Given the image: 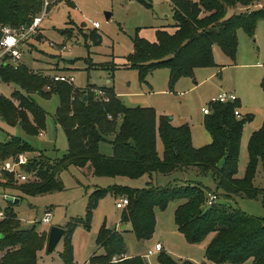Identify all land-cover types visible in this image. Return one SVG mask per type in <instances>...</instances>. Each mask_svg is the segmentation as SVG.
Listing matches in <instances>:
<instances>
[{
  "label": "trees",
  "instance_id": "trees-1",
  "mask_svg": "<svg viewBox=\"0 0 264 264\" xmlns=\"http://www.w3.org/2000/svg\"><path fill=\"white\" fill-rule=\"evenodd\" d=\"M263 1L173 0L175 30L158 29L154 42L136 35L127 65L137 68L143 77L152 69L166 67L170 70L173 88L180 78L194 77L196 68L215 65V45L234 59L238 30L244 28L250 36L254 35L258 22L264 20V6H256ZM42 7L43 0H0V24H31ZM91 35L96 42H101L100 34L92 32ZM0 79L18 85L23 91V94L15 93L18 103L0 94V117L11 125L22 121V127L30 134L41 133L46 120L45 110L33 95L50 98L57 94L59 106L55 119L63 127L69 144L68 152L60 160L50 161L42 154L31 158L25 169L32 171L36 180L21 184L8 182L5 188L12 187L28 195L62 190L63 183L58 176L73 165L89 166L98 176L134 179L145 174L187 173V169H194L198 174L212 173L217 188L226 198L240 194L251 199L264 197V187L254 183L260 165L264 167V122L249 140L246 171L243 177H238L245 125V120L235 114V109L241 105L239 101L212 105L204 122L212 141L195 147L188 123L174 125L172 117L158 116L152 107L129 108L113 87L97 89L88 85L79 90L73 84L52 82L43 73L33 72L27 64L17 69L1 68ZM261 84L264 89V76ZM47 85H50L49 90L45 89ZM108 135H114L111 156L99 150L100 142ZM158 139L163 144L162 154L158 150ZM32 151L34 149L18 137L0 142L2 159ZM207 192L208 188L198 181L143 188L96 186L89 196L87 216L72 218L64 226L62 259L65 264H73L74 229L79 225L88 228L100 199L111 193L129 199V204L123 208L121 223L130 224L138 240H147L153 235L156 209L165 210L170 202L179 200L174 217L186 241L198 244L213 234L205 249L207 262L264 264V220L226 203L206 206ZM9 204L14 203L9 201ZM7 213L10 217L0 223V264H37L39 251L47 246L48 232H40L35 227L22 228L21 220L12 210ZM125 230L102 228L98 241L104 254H95L89 264H148L142 255L126 257ZM163 251L159 252V264H199L191 259L177 260Z\"/></svg>",
  "mask_w": 264,
  "mask_h": 264
},
{
  "label": "rangeland",
  "instance_id": "rangeland-1",
  "mask_svg": "<svg viewBox=\"0 0 264 264\" xmlns=\"http://www.w3.org/2000/svg\"><path fill=\"white\" fill-rule=\"evenodd\" d=\"M106 12L111 14L109 20ZM94 22H98L100 26L96 28ZM40 28L43 36L38 41L34 40L33 50L28 44L22 46L24 59L29 66L40 72L57 71L73 76V86L79 90L88 85L96 86L97 89L113 87L129 108L152 107L158 116L172 117L176 125L188 123L195 147L209 144V133L204 124L206 115L202 112V107L208 105L212 97L221 92L239 93L242 101L239 119L245 120V125L238 174L239 177L244 176L248 163V156L244 152L248 151L252 134L264 122V89L261 84L264 76V20L258 22L253 36L244 28L238 30V48L234 59L215 45V65L196 68L194 77L180 78L173 88L170 86L168 68L152 69L143 77L137 68L127 65V57L134 51L133 39L136 35L154 42L158 29L169 32L175 30L173 0H53ZM38 32L40 33V29ZM92 32L101 35V42L94 40ZM50 42L56 45L66 42L68 49L60 51L58 46H51ZM16 92L23 94L18 85L0 79L2 96L18 103ZM33 97L46 112L45 127L40 130L44 132L43 135L30 134L20 123L11 125L0 117V142L8 141L11 137L27 142L34 149L32 152L22 153L30 155L29 162L32 157L41 154L50 161L60 160L68 152L69 144L63 127L55 119L59 97L53 94L50 98H45L37 93ZM113 139L114 135H108L106 140L100 142L101 153L106 156L113 155ZM158 150L160 154L163 153L160 139ZM79 168L73 165L59 174L58 178L64 187L62 190L28 195L17 193L9 187L2 188L0 208L4 211L11 209L21 220L22 228L35 227L38 231L49 234L53 225L64 227L72 218L87 216L89 196L96 186L105 188L123 185L143 188L153 184L167 186L177 182L198 181L208 188V192L218 195L217 203H226L264 220L263 196L251 199L240 194L226 198L217 188L212 173L198 174L194 169H187V173L175 171L167 176L158 173L145 174L134 179L126 176H98L89 167L82 170ZM261 179L263 176L259 175L256 179L257 186L262 185ZM3 193L17 194L19 203L11 206ZM120 198L121 196L111 193L103 196L93 210L90 226L87 228L79 225L74 229L73 264H89L92 256L104 254V248L98 241L99 233L104 227L109 230H116L117 227L121 230L118 224L121 223L123 209L117 207ZM180 202H170L165 210L156 209V227L149 239L139 241L131 228L126 229L124 238L127 250L140 253L139 255L144 253L148 264H159V253L147 255L146 252L157 242H161L163 252L177 260L191 259L209 264L205 249L213 234L201 243H188L179 232L174 217ZM46 209H50L53 214L49 225L40 222ZM63 250L62 237L52 252L38 253L37 264H65L61 256Z\"/></svg>",
  "mask_w": 264,
  "mask_h": 264
},
{
  "label": "built area",
  "instance_id": "built-area-1",
  "mask_svg": "<svg viewBox=\"0 0 264 264\" xmlns=\"http://www.w3.org/2000/svg\"><path fill=\"white\" fill-rule=\"evenodd\" d=\"M53 4V0H43V7L41 12L36 15L31 24H19L13 25H3L0 24V31L2 33L0 37V69L3 67H13L17 69L21 64H25L24 61V51L22 46L27 44L29 38L35 36L38 33L40 24L43 18L48 12V8ZM94 26L98 28L100 25L98 22H94ZM11 38V39H9ZM51 46H56L54 42L49 43ZM62 50H66L67 46L63 45ZM33 72L43 73L44 76L49 77L52 82H66L73 84L74 77L61 74V73H46L37 71L34 68H30ZM46 90L50 89V85H47ZM107 99V98H106ZM238 101V96L234 92H221L216 96H213L210 103L202 107V112L206 115L211 113L212 105L214 103H228ZM235 114L237 117L241 116L239 108L235 109ZM29 156L26 154H21L19 157L10 156L5 159L0 158V190L4 187V184L11 182L12 184H21L25 182L34 181L37 176L31 171H27L25 167L29 164ZM10 189V188H9ZM1 193V192H0ZM5 199L8 196H13V200H9L15 204V198L18 196L10 193H3ZM218 195L213 192H208L206 204L211 206L217 202ZM129 204V199L127 197H121L117 203L118 208H125ZM52 212L50 209H46L44 216L41 219L43 225H49L52 219ZM10 215L7 211L0 208V223L8 219ZM164 249L161 242H157L153 247L149 248L146 252L147 255H153L159 253Z\"/></svg>",
  "mask_w": 264,
  "mask_h": 264
},
{
  "label": "crops",
  "instance_id": "crops-1",
  "mask_svg": "<svg viewBox=\"0 0 264 264\" xmlns=\"http://www.w3.org/2000/svg\"><path fill=\"white\" fill-rule=\"evenodd\" d=\"M257 7L258 6H264V1L262 2V3H259V4H257L256 5ZM239 10H242V7H240L239 8ZM43 21V20H42ZM41 24H42V22H41ZM40 24V25H41ZM39 29H40V33L38 32L35 36H32L31 38H29V40H28V42H27V44H28V46L31 48V50H33V48L35 47V45L33 44V42H34V40H36V41H38V40H40L41 39V37L43 36L42 35V29L39 27ZM63 33H66V32H63ZM63 45H66L67 46V44H66V42H64L62 45L60 44V45H56V46H58L59 47V49H60V51H62V46ZM55 46V47H56ZM67 49H68V46H67ZM66 49V50H67ZM24 57H25V55H24ZM24 61H25V59H24ZM25 64H27V62L25 61ZM28 65V64H27ZM58 65V64H57ZM29 66V65H28ZM30 68H31V66H29ZM40 69H43V68H40ZM47 69H48V67H47ZM49 73H61V72H57V71H52V72H49ZM62 74H64V73H62ZM66 75V74H65ZM233 92H235V91H233ZM238 96H239V93H237V92H235ZM239 98H240V96H239ZM238 101L240 102V107H239V110H240V112H241V106H242V101H241V98L240 99H238ZM172 120H173V118H172ZM172 123H173V121H172ZM174 124V123H173ZM174 125H176V124H174ZM206 129V128H205ZM208 132V131H207ZM43 133L44 132H42L41 131V135H43ZM209 133V132H208ZM193 140V139H192ZM212 141V136L210 135V133H209V139H208V141H207V143H210L211 141ZM194 143V142H193ZM206 143V144H207ZM195 145V144H194ZM196 146V145H195ZM240 154H241V152H240ZM244 154H246L247 156H248V160H249V153H248V151L247 152H244ZM28 156H30L29 154H28ZM248 160H247V162H248ZM246 164V163H245ZM248 164V163H247ZM246 166V165H245ZM87 167H89V166H86V167H84V168H87ZM84 168H79V169H84ZM163 176H167V175H165V174H162ZM259 175H262L263 176V179H261V181H262V185H260L261 187H264V167L262 166V165H260V167H259V172H258V174H257V176H256V178H255V181H254V183L256 184V179H257V177L259 176ZM238 177H239V174H238ZM257 185V184H256ZM112 186V185H111ZM259 186V185H258ZM10 190H16V189H14V188H10ZM17 191V190H16ZM17 193H18V191H17ZM14 195H16V196H18L17 194H15V193H13ZM19 197V196H18ZM121 209V208H120ZM53 217V216H52ZM118 226L120 227L121 226V230H124V229H130L131 228V226H130V224H128V223H120V224H118ZM116 230H119L120 231V228L118 229L117 227H116ZM125 232V231H124ZM124 232H123V235H124ZM139 241H144V240H139ZM44 251H47V252H49L48 251V249H47V246H46V248H44V249H42L41 251H39V252H44ZM140 253H131V252H129V250H127V252H126V257H131V256H135V255H139ZM141 255L142 256H144L145 257V255H144V253L142 254L141 253ZM146 258V257H145ZM196 262V261H195ZM197 263H199V264H203L202 262L200 263V262H197ZM209 264H213V263H209Z\"/></svg>",
  "mask_w": 264,
  "mask_h": 264
},
{
  "label": "water",
  "instance_id": "water-1",
  "mask_svg": "<svg viewBox=\"0 0 264 264\" xmlns=\"http://www.w3.org/2000/svg\"><path fill=\"white\" fill-rule=\"evenodd\" d=\"M111 17L110 12H106V18L109 20ZM87 99V96H84V100ZM20 124L22 125L23 122L20 121ZM9 200H13L14 197L13 196H8ZM20 199L19 198H15V203H19ZM65 233V228L61 227V226H56L53 225L50 228L49 234H48V242H47V249L48 251H53L57 244L59 243V241L61 240V238L63 237Z\"/></svg>",
  "mask_w": 264,
  "mask_h": 264
},
{
  "label": "clouds",
  "instance_id": "clouds-1",
  "mask_svg": "<svg viewBox=\"0 0 264 264\" xmlns=\"http://www.w3.org/2000/svg\"><path fill=\"white\" fill-rule=\"evenodd\" d=\"M9 39H11V38H9Z\"/></svg>",
  "mask_w": 264,
  "mask_h": 264
}]
</instances>
